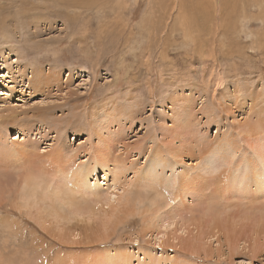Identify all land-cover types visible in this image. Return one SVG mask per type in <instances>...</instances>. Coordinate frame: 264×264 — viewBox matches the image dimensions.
I'll use <instances>...</instances> for the list:
<instances>
[{
	"label": "rangeland",
	"instance_id": "1",
	"mask_svg": "<svg viewBox=\"0 0 264 264\" xmlns=\"http://www.w3.org/2000/svg\"><path fill=\"white\" fill-rule=\"evenodd\" d=\"M263 144L264 0H0V264H264Z\"/></svg>",
	"mask_w": 264,
	"mask_h": 264
},
{
	"label": "bare ground",
	"instance_id": "2",
	"mask_svg": "<svg viewBox=\"0 0 264 264\" xmlns=\"http://www.w3.org/2000/svg\"><path fill=\"white\" fill-rule=\"evenodd\" d=\"M6 74H4V72H3V75L2 76H5ZM7 77H9V76H7ZM21 130V129H20ZM15 131H16V133H17V130L15 129ZM19 131V130H18ZM16 135V134H15ZM21 147V146H20ZM216 147V146H215ZM188 148V147H187ZM258 149L261 151V153L259 154V160H261V161H264V144L263 145H261L260 147H258ZM3 151H5V148L3 149ZM30 151V150H29ZM2 152V148H0V153ZM181 152V151H180ZM175 153H177V152H175ZM7 154V153H6ZM5 154V155H6ZM181 156V155H180ZM3 157V156H2ZM1 158V157H0ZM102 160V159H101ZM110 161V160H109ZM120 161V160H119ZM123 161V160H122ZM121 161V162H122ZM111 162H113V161H111ZM115 162H117V161H115ZM115 162H113V163H115ZM119 163L118 162V164L116 163V164H113L114 166H112L111 168H109L108 169V171H110L111 173H113V175H112V179H111V183L112 184H110V185H112V187H110V190L108 191V192H105L102 196H101V192H99V194L97 193L96 194V196L95 195H93V197L95 198V199H97V205H98V203L100 204V205H103L102 207H104V209H106V211L105 212H103V214L105 213L106 215H113V212L114 211H116V209H118L119 207H121V205H124L125 204V201H127L126 200V194L124 193L126 190L125 189H127L126 187H124V185H122V183H118V173L119 172H121V170H122V167L124 166L123 165V163ZM105 162L103 161V163H101V168H105V169H107V167L108 166H105ZM107 165V164H106ZM253 166V165H252ZM255 167V166H254ZM253 167V168H254ZM124 170V169H123ZM252 171H254L253 169H252ZM77 173V172H76ZM254 173V172H253ZM252 173V174H253ZM120 174V173H119ZM187 174V173H186ZM190 174V173H189ZM74 174H72V176H73ZM76 175V174H75ZM83 176V175H82ZM86 176V175H85ZM191 176V175H190ZM104 177H105V175H104ZM187 177V176H186ZM74 178V177H73ZM75 178L77 179V181L78 182H75L73 185H72V187L70 188L69 186H66V188L67 187H69V189H66V191H65V189H64V192L65 193H67L68 195H67V197L69 198V200L71 201V208L73 209V210H75V211H82V210H90L91 211V209L94 207H91V205H89L88 203H84V204H81V205H78L77 204V202H75V201H78V199L77 200H75V198H77V197H73V195H75L76 193H78V195L80 194H82V193H84V192H81L83 189L85 190V189H87V188H89V187H87V188H85V187H83V186H81V183H80V181H81V179H82V177L81 176H79V175H76L75 176ZM106 178V177H105ZM85 179V178H84ZM187 179V178H186ZM195 179V178H194ZM35 180V179H34ZM70 180V179H69ZM74 180V179H73ZM33 181V178H31V179H28V183L27 184H30L31 182ZM76 181V180H75ZM177 181V180H176ZM36 182H37V180H36ZM24 183H26V182H24ZM260 183V182H259ZM262 183V182H261ZM185 184V183H184ZM200 184V183H199ZM64 186V187H65ZM75 186L77 187V188H75ZM30 187V186H29ZM60 187V186H59ZM244 187L246 188V185H244ZM61 188V187H60ZM125 188V189H124ZM261 188H263L264 189V183H262L261 184ZM125 191H124V190ZM248 189V188H247ZM92 190V189H91ZM128 190V189H127ZM230 190V189H229ZM245 190V189H244ZM28 191V190H27ZM31 191V190H30ZM60 191V190H59ZM59 191H55V194H57V192H59ZM80 192V193H79ZM93 192V191H92ZM228 192V191H227ZM263 192H264V190H263ZM64 193V194H65ZM91 193V191L89 192V194ZM251 193L252 194H256V192H254V191H251ZM92 194V193H91ZM84 195V194H83ZM83 195H81L82 197H84V196H86V194L83 196ZM59 196H60V194H59ZM64 196V195H63ZM76 196V195H75ZM80 196V197H81ZM90 196V195H89ZM92 196V195H91ZM249 196H250V194H249ZM248 197V196H247ZM63 198H65V196L63 197ZM63 198H61V199H63ZM74 200H73V199ZM244 198V197H243ZM242 198V199H243ZM80 199H82V198H80ZM91 199H92V197H91ZM86 200V199H85ZM264 200V199H263ZM74 201V202H73ZM84 201V200H83ZM88 201V200H87ZM80 203H81V201H80ZM95 203V202H94ZM127 203V202H126ZM129 203V202H128ZM67 204V203H66ZM68 205V204H67ZM126 205V204H125ZM95 208V207H94ZM97 210V209H96ZM109 210V211H108ZM75 211H74V213H75ZM93 211V210H92ZM73 216V215H72ZM34 218V220L40 225L41 223H40V220H41V216H33ZM40 217V218H39ZM104 218V217H103ZM173 220V219H172ZM170 221V220H169ZM173 221H175V220H173ZM177 221V220H176ZM181 221V220H180ZM179 221V222H180ZM212 221H214V220H212ZM178 222V221H177ZM182 222V221H181ZM36 223V224H37ZM172 223L173 222H170V223H168V224H166V223H161V224H156V226L158 227V229H160V230H158L157 229V231H156V233H155V235H153V236H151L152 238H150V239H153V242L155 243V244H159L160 242H162V240L164 239V237H167L168 236V234L166 233V231H164L165 229L167 230V227H169L170 225H172ZM213 224V223H212ZM215 225V224H214ZM41 226V225H40ZM155 227V226H154ZM156 227V228H157ZM230 227V226H229ZM155 228V229H156ZM228 228V227H227ZM231 228V227H230ZM170 229V228H169ZM173 230V232L176 230V229H171V231ZM177 231V230H176ZM192 230H190V232H191ZM211 231V230H210ZM167 232H169L168 230H167ZM178 232H179V230H178ZM214 232V231H213ZM212 231L210 232L211 234V236H209V238L210 237H214V236H216L217 234L216 233H213ZM64 233V232H63ZM171 233V232H170ZM176 233V232H175ZM174 233V234H175ZM65 234V233H64ZM172 235H173V233H171ZM171 234H169V235H171ZM178 234V233H177ZM176 234V235H177ZM181 234H182V232H181ZM180 234V235H181ZM184 234H185V232H184ZM213 234H216V235H214L213 236ZM176 235L173 237V236H169V237H171V238H177L176 237ZM150 236V235H149ZM217 237H219V236H217ZM149 238V237H148ZM170 238V239H171ZM179 238V237H178ZM178 238H177V240H178ZM208 238V237H207ZM149 239V240H150ZM168 239V238H167ZM184 239V238H183ZM205 240H206V238H205ZM210 240V239H209ZM202 241V240H201ZM204 241V240H203ZM220 241V239L218 238V239H215V242L217 243L216 245H221V243L219 242ZM207 243V242H206ZM237 243V242H236ZM223 244V243H222ZM209 245V244H208ZM211 245H212V243H211ZM208 247V246H207ZM218 247V246H217ZM210 248V247H209ZM221 248V247H220ZM142 250V249H141ZM141 250H139V251H141ZM213 250V249H212ZM148 251H145V250H143V251H141V254H142V257L141 258H138L137 259V262H139V264H146V263H148V262H153V261H155V263L154 264H158V263H162L161 262V258H159V257H152L151 255H150V253L148 254L147 253ZM148 254V255H147ZM159 255V254H158ZM162 255V254H161ZM220 255V254H219ZM123 256V255H122ZM162 257V256H161ZM121 258V257H120ZM120 258H118V259H120ZM221 258V257H220ZM126 261H124L122 264H130V259L129 258H127V259H125ZM175 260V259H174ZM175 262V261H174ZM174 262H173V264H174ZM138 264V263H137Z\"/></svg>",
	"mask_w": 264,
	"mask_h": 264
}]
</instances>
